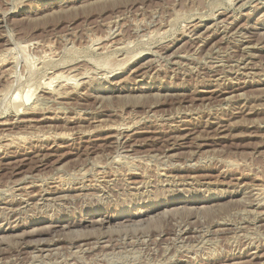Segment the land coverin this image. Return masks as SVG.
Instances as JSON below:
<instances>
[{"label": "rangeland", "instance_id": "obj_1", "mask_svg": "<svg viewBox=\"0 0 264 264\" xmlns=\"http://www.w3.org/2000/svg\"><path fill=\"white\" fill-rule=\"evenodd\" d=\"M0 140V264H264V0H0Z\"/></svg>", "mask_w": 264, "mask_h": 264}, {"label": "bare ground", "instance_id": "obj_2", "mask_svg": "<svg viewBox=\"0 0 264 264\" xmlns=\"http://www.w3.org/2000/svg\"><path fill=\"white\" fill-rule=\"evenodd\" d=\"M20 11V10H19ZM116 21V20H115ZM114 29V28H113ZM117 33V32H116ZM196 35V34H195ZM241 35V34H240ZM200 36V35H199ZM202 41V40H201ZM38 42V41H37ZM199 42V41H198ZM9 44V43H8ZM29 44V43H28ZM47 44V43H46ZM47 47V46H46ZM23 48H25V47H23ZM48 48H49V46H48ZM201 48V47H200ZM21 49V48H20ZM51 53V52H50ZM134 56V55H133ZM137 56V55H136ZM165 56V55H164ZM237 56V55H236ZM135 57V56H134ZM120 59V58H119ZM110 60V59H109ZM14 61V60H13ZM127 62V61H126ZM110 64V63H109ZM110 66V65H109ZM113 67V66H112ZM212 67V66H211ZM123 68V67H122ZM193 72V71H192ZM59 74V73H58ZM57 74V75H58ZM256 74V73H255ZM57 75H55V76H57ZM61 76V75H60ZM87 76V75H86ZM76 78V77H75ZM64 79H65V77H64ZM61 81V80H60ZM64 81V80H63ZM67 81V80H66ZM69 81V80H68ZM80 82V81H79ZM58 83V82H57ZM61 83V82H60ZM59 83V84H60ZM51 84V83H50ZM62 85V84H61ZM58 86V85H57ZM62 87V86H61ZM43 90V89H42ZM46 90V89H45ZM59 93V92H58ZM18 99V98H17ZM109 99V98H108ZM223 106V105H222ZM234 106V105H233ZM61 107V106H60ZM37 111V110H36ZM51 111V110H50ZM53 113V112H52ZM16 115V114H15ZM19 115V114H18ZM23 115V114H22ZM19 117V116H18ZM21 122H23V121H21ZM4 126V125H3ZM114 128V127H113ZM118 128V127H117ZM116 131V130H115ZM117 132V131H116ZM156 132V131H155ZM172 132V131H171ZM42 133V132H41ZM118 133V132H117ZM61 134V133H60ZM66 134V133H65ZM65 134H63L64 136H65ZM13 135V134H12ZM62 135V136H63ZM7 136V135H6ZM10 136V135H9ZM9 136H7V139H5V140H3L4 142H5V145L4 146H6L7 148L8 147H10L11 145L13 146V144H14V146L17 144V143H19L20 145H21V143L23 142V140H24V138H26L25 136H24V138H23V136H13V137H9ZM173 136V135H172ZM9 137V138H8ZM60 137H61V135H60ZM2 139H3V137H1ZM30 138H32V137H30ZM43 138H44V136H43ZM46 138V137H45ZM66 138H67V136H66ZM170 138H171V135H170ZM174 138V137H173ZM176 138V137H175ZM178 139H179V137H178ZM0 141H2V140H0ZM165 141V140H164ZM172 141V140H171ZM21 142V143H20ZM25 142H26V140H25ZM24 142V143H25ZM16 143V144H15ZM17 146V145H16ZM173 147V146H172ZM18 148V147H17ZM101 158V157H100ZM200 158V157H199ZM126 160V159H125ZM230 162V161H229ZM144 164V163H143ZM147 164V163H146ZM101 165V164H100ZM239 166V165H238ZM104 170V169H103ZM230 170V169H229ZM86 173V172H85ZM247 174V173H246ZM77 177V176H76ZM262 179V178H261ZM255 180V179H254ZM151 184V183H150ZM253 184V183H252ZM41 194V193H40ZM141 199V198H140ZM262 204V203H261ZM249 214V213H248ZM68 225V224H67ZM72 226V225H71ZM118 228V227H117ZM115 234V233H114ZM81 236V235H80ZM39 246V245H38ZM43 247V246H42ZM37 248V247H36ZM64 254V253H63ZM45 255V254H44ZM108 255V254H107ZM240 263V262H239Z\"/></svg>", "mask_w": 264, "mask_h": 264}]
</instances>
